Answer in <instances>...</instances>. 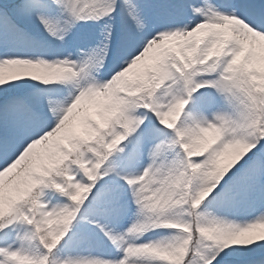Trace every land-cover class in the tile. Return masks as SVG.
Returning a JSON list of instances; mask_svg holds the SVG:
<instances>
[{"label": "snow or ice", "instance_id": "1", "mask_svg": "<svg viewBox=\"0 0 264 264\" xmlns=\"http://www.w3.org/2000/svg\"><path fill=\"white\" fill-rule=\"evenodd\" d=\"M0 264H264V0H0Z\"/></svg>", "mask_w": 264, "mask_h": 264}]
</instances>
